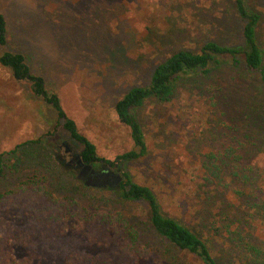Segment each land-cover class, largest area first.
Instances as JSON below:
<instances>
[{
	"label": "rangeland",
	"instance_id": "1",
	"mask_svg": "<svg viewBox=\"0 0 264 264\" xmlns=\"http://www.w3.org/2000/svg\"><path fill=\"white\" fill-rule=\"evenodd\" d=\"M247 3L261 15L256 37L264 48V0ZM0 12L7 38L0 51L24 55L31 72L43 78L47 91L57 96L96 155L110 161L136 148L130 129L118 120L115 104L133 87L148 85L158 63L179 49L196 51L207 40L228 46L243 42V22L233 0H0ZM259 77L223 63L208 77L180 80L170 101L147 99L135 110L147 152L123 164L134 182L153 190L166 215L192 229L206 232L209 227H201V218L206 224L221 225L210 210L224 198L223 211L236 224L241 220L231 230L259 252L256 256L242 253L243 246L222 248V238L214 237L213 254L226 264L239 261L236 252L264 262V132L248 141L252 127L244 119L248 104L264 121ZM62 142L72 147L71 156L59 148ZM23 143L18 147V152H25L20 164L3 155L7 168L1 192L21 181H39L55 196H73L88 210L122 213L139 230L137 244L150 250L141 264H202L162 242L144 211L116 201L104 189L108 184H85L97 189L92 190L76 182L71 173L83 183L88 174L76 161L81 144L63 128L51 105L32 93L27 81L13 78L0 65V154ZM233 162L239 165L234 167ZM214 167L224 170L216 171L221 180L216 177L205 187V177ZM115 173L120 175L116 169ZM228 190L243 195L233 199ZM102 195L104 200H95ZM67 233L51 242L34 238V261L64 264L67 251L83 248L80 234ZM25 250L16 247L15 256H23Z\"/></svg>",
	"mask_w": 264,
	"mask_h": 264
},
{
	"label": "trees",
	"instance_id": "2",
	"mask_svg": "<svg viewBox=\"0 0 264 264\" xmlns=\"http://www.w3.org/2000/svg\"><path fill=\"white\" fill-rule=\"evenodd\" d=\"M233 6L243 22L241 45L228 46L207 40L196 51L176 50L155 66L148 85L133 87L116 102L115 111L118 120L130 129L136 148L118 155L114 161L105 160L96 155L94 145L79 133L74 121L66 116L57 96L45 88L43 78L31 72L22 53L0 51V65L10 70L13 78L27 81L32 93L51 105L58 119L62 121L63 128L72 139L81 144V158L86 163H109L115 166L118 172L120 171L121 179L118 185L108 186L104 188L105 191L113 195L118 202L140 207L146 215L150 228L156 232L162 242L177 252L195 257L202 264H226L213 254L216 245L215 242L213 243L214 237L222 238V243L219 244L222 248L228 246L227 249L232 250L243 246L239 248L242 253L248 251L259 256L254 246L243 241L245 237L231 230L233 225H240L241 220L238 218L236 224V220L229 218L223 211L226 205H224L225 199L223 198L219 203L216 202V206H213L214 210H210L214 211L215 220L221 225L214 226V221L206 224L205 218H201V227L204 229L209 227L208 229L212 231L209 235L208 229L206 232H201L166 215L153 190L146 185L134 182L127 171L123 170V164L147 152L144 134L135 110L149 98H155L161 102L170 101L175 96L178 83L182 79L208 77L218 65L227 63L243 74L258 73L264 100V48L259 45L256 37V28L261 15L248 5L247 0H233ZM6 41V21L0 12V47L5 45ZM245 109H248V112L244 113V119L248 122L247 127H252V129L248 128L250 133L246 134V139L250 141L264 132V121L262 123L259 120L254 108L248 104ZM23 145L25 143L0 154V183L7 168L3 155H11L13 160L20 164L23 158L21 155L25 152H18V147ZM226 155L229 158L228 153ZM233 165L237 167L239 164L233 162ZM216 171L220 173L224 170L222 167L212 170L208 174L210 178L205 177L206 182L202 185L205 187L210 185L212 179L216 177L221 180ZM71 177L82 187L97 190L85 186V183L77 180L78 178L72 173ZM59 186H65L63 180H59ZM228 192L233 195V199H239L243 195L233 190ZM100 199L104 200L103 195L101 198H95L97 201ZM259 206V204L255 205L256 208ZM0 211L3 212V215H0V264H37L34 261L37 257L36 250L32 248L35 245L34 238L38 237L50 242L60 240L67 233V227L68 230L70 229L68 235L80 234L85 244L83 248L67 251L62 258L64 264H141V261L150 254L149 248L137 244L139 230L122 213L88 210L73 196H55L39 181H21L9 190L4 192L0 190ZM257 211L260 210L257 208ZM69 220L75 221V225H71L70 228ZM19 246L25 247L26 250L23 256L17 258L15 248ZM235 254L239 259L235 264H264L263 261L257 263L254 259L250 260L247 254L240 256L237 252Z\"/></svg>",
	"mask_w": 264,
	"mask_h": 264
},
{
	"label": "flooded vegetation",
	"instance_id": "3",
	"mask_svg": "<svg viewBox=\"0 0 264 264\" xmlns=\"http://www.w3.org/2000/svg\"><path fill=\"white\" fill-rule=\"evenodd\" d=\"M63 147L64 151L66 152V154L68 156H71V149L72 148L70 145L67 144V142H62V144L59 145V148ZM81 151V150H80ZM77 163L83 168V169H88V174L85 177L84 180H86L88 177H94L96 176L95 172L96 171H103L105 173H107L106 175H115V166H112L110 164V166H108L109 163H86L80 156V152H79V158L76 160Z\"/></svg>",
	"mask_w": 264,
	"mask_h": 264
},
{
	"label": "water",
	"instance_id": "4",
	"mask_svg": "<svg viewBox=\"0 0 264 264\" xmlns=\"http://www.w3.org/2000/svg\"><path fill=\"white\" fill-rule=\"evenodd\" d=\"M110 166V164H108ZM96 176L94 177H88L86 180H84V183L86 185H92V186H98V185H105L108 184L110 187H115L118 185L121 177L120 175H106L107 173L103 171H96ZM111 178L113 179V182H111Z\"/></svg>",
	"mask_w": 264,
	"mask_h": 264
}]
</instances>
